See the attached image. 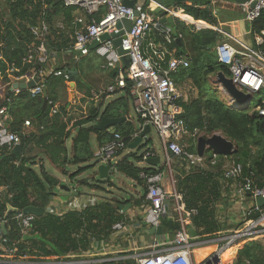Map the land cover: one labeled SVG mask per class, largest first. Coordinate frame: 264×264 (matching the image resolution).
I'll use <instances>...</instances> for the list:
<instances>
[{"label": "trees", "instance_id": "16d2710c", "mask_svg": "<svg viewBox=\"0 0 264 264\" xmlns=\"http://www.w3.org/2000/svg\"><path fill=\"white\" fill-rule=\"evenodd\" d=\"M174 6L181 8L195 21L200 20L210 26L216 25L210 3L198 6L177 1ZM76 11L75 7H65L62 0H0V81L8 84L10 78L18 79L27 73L41 71L43 65L37 61L34 51L42 39L36 38L31 29L42 22L47 23L50 29V35L45 38L47 50L68 53L73 45L72 23ZM99 19L95 16V20ZM188 20L191 21L190 18ZM60 24L68 30L66 33L57 28ZM162 26L170 28L173 36L179 38V42L175 40L171 46L175 50L174 57H182L188 61V67L178 69L171 75L172 79L176 85L189 81L197 91L196 97L186 101L180 99L177 102L182 110L178 118L190 133L198 131L205 136L219 133L237 149L231 157L217 156L214 165L210 164L211 152L205 151L209 156L204 168L190 167L183 158H174L179 167L178 174L174 176L175 190L182 195L186 209L196 210L185 230L192 243L207 241L226 233L231 227L218 219L222 210L218 206L227 201L223 191L227 192L225 186L232 183L224 177V161L230 159L241 165L242 174L254 178L258 186L264 181V116H260L255 110L256 107L264 109V91L251 95L252 100L257 101L254 107L249 104L247 107L243 105L235 108L229 97L220 92L218 82L211 79L220 72L230 77L228 69L218 63L215 53L216 45L222 41V36L211 29L195 31L193 27L185 26L174 17H170ZM251 27L254 33L264 31V8L260 16L251 22ZM153 38L157 44L163 43L159 34L153 33ZM254 48L264 60V41L258 46L254 45ZM85 59L82 58L78 64L73 63L71 67L81 77L84 74ZM89 64L90 71L95 69L102 74L107 73L112 83L117 79L118 68H108L98 57H94ZM80 78L75 81L76 90L86 89L85 98H92V89L84 86ZM64 82L62 78L50 75L42 83L48 94L47 103L59 102L60 90L66 88ZM125 83V88L115 93H121V96L107 103L100 102L98 105L92 102L86 117L75 121L70 129V119H64L65 104L59 105L58 113L51 116V107L46 105L43 109L41 99H30L25 90L19 91L17 95L6 94L3 105L8 107L12 118L9 130L19 135L20 151L13 153L12 148H0V217L6 221L4 238L16 244L17 257H26L27 261L33 263L49 262L51 259L64 260L69 255L90 251L93 242L110 236L115 224L126 223L123 213L120 212L130 201L124 202L123 199H115L116 202L112 205L100 204L87 207L81 212L71 211L63 215L47 211V206L55 195L53 190L62 183L51 176L43 164L38 163L44 157L62 176H68L66 167L80 166L93 158L90 149L91 136L95 137L98 147H101L111 141L112 133H118L128 147L137 132L129 119L113 129H94L101 117H128L129 101L133 103L134 97L130 94L132 83L128 80ZM100 98H105V95ZM28 118L33 119L34 132L26 133L21 130L22 123ZM68 139H71L69 150L66 146ZM149 142V139H144L136 150L148 151ZM126 150L127 148L124 151ZM186 150L196 153L194 144ZM124 151L118 153L116 158ZM142 154L129 152L110 168L111 172H119L143 188L144 193L135 202L136 206L148 204L144 200L145 183L139 175L155 174L164 170V166L152 168L147 164L138 167L135 163L140 164ZM84 169L79 167L70 178L78 177ZM100 183L92 184L91 188L104 190L102 184L113 186L108 178L100 180ZM80 184L88 182L82 181ZM249 203V200L244 202L245 206H249ZM30 206L42 208L44 213L39 217L34 216L31 228L22 233L13 219L16 212L9 211V207L20 212ZM261 209L264 210V207ZM240 216L243 225L245 220H256L259 213L251 212L245 217ZM160 226L168 241L181 229L175 218L163 217ZM196 250L205 252L206 248L203 246V249L199 247L194 251ZM235 250L236 247H232L222 253L224 264H264V234L245 241L236 252ZM132 255L133 252L122 253L119 257L126 258L94 264H136L134 259L127 258ZM205 255L203 259L211 254L207 255L206 251Z\"/></svg>", "mask_w": 264, "mask_h": 264}, {"label": "built area", "instance_id": "2783aa9c", "mask_svg": "<svg viewBox=\"0 0 264 264\" xmlns=\"http://www.w3.org/2000/svg\"><path fill=\"white\" fill-rule=\"evenodd\" d=\"M151 1V0H146ZM256 5L250 8V2L239 3L240 8L245 14V20L253 22L260 16L264 8V0H255ZM65 7H75L82 12V15L76 17L72 25L74 31L72 35L73 45L71 49L80 57L87 56L90 52L89 45L98 41L100 35L107 33L111 35L117 33L116 26L124 19L132 22L128 31L124 30L120 36V48L126 52L129 57V65L124 68L120 61V56L113 47L111 41L100 44L94 50L101 56L108 68H118V76L115 84L107 88V93L112 94L117 90L124 89L125 81L132 83L130 94L134 97V110L136 116L143 122L144 126L151 127L159 137L161 144L170 157L183 158L190 167L204 168L207 159L198 156L186 150V146L181 143L183 136L188 131L179 115L182 113L177 102L182 99L181 93L177 91V86L171 75L180 68H187L188 61L182 57L175 58L168 49L172 45L175 37L170 28L162 26L160 19L153 17L147 12L148 5L144 7H127L122 0H62ZM104 10V15L99 20H95L93 15L100 10ZM137 11L138 15L134 16ZM77 25V26H76ZM64 30L62 24L57 27ZM31 33L42 42L35 49L37 61L42 65L47 62L49 51L46 48L45 38L50 35L49 25L42 22L31 29ZM153 33L159 34L163 43H159L155 56L152 57L143 49L144 40ZM215 53L217 61L228 69L229 79L234 86L245 93L254 94L264 91V60L259 54L254 52H240L234 49L227 42H220L216 45ZM31 58V56H29ZM38 73L31 72L18 78L25 83H34V87L29 89V98L36 99L43 95L44 87L38 79ZM53 77H61L65 83L70 82V75L65 71H53ZM220 86V85H219ZM220 90L225 96L229 97L226 90L221 86ZM101 96H95L98 99ZM230 98V97H229ZM230 102H234L230 98ZM51 115L58 112L57 106L49 101ZM255 110L260 116H264V109L256 107ZM7 114L5 108H0V148H13L20 143L18 134L9 130L6 123ZM26 127L29 123L24 124ZM143 127V126H142ZM195 135L198 134L194 132ZM113 138L108 143L98 148L93 156L100 165H108L110 168L115 164L118 153L124 151L127 147L123 138L118 133H112ZM154 158L150 152L142 154L140 164L146 165V160ZM217 161V155L211 153L210 164L214 165ZM145 183V198L148 202L144 211L142 221L149 229L160 226V221L167 214L168 203H174V210L178 214V222L181 225L180 231L176 232L171 241L161 243L153 242L150 250L145 253H138L127 258L135 260L136 264H224L221 262L220 255L228 248L239 247L240 241L244 243L256 236L264 234V210L255 203L257 198L264 201V181L258 186L254 178L244 176L242 167L232 162L224 167V177L232 181L233 197L236 203L240 205L242 216H247L251 212L259 213L256 220H245L242 227L230 231L225 235L207 241L191 242L185 230L190 225L192 216L196 210L186 209L183 197L175 189H166L164 186L163 172L155 174L141 173L139 175ZM249 195V196H247ZM249 200V206L244 202ZM22 233L31 228L34 219L32 215H24L22 211L17 212L13 218ZM6 221L0 217V264H94L111 260L123 259L126 257L98 259L94 257L80 258L79 255L69 256L64 260H50L49 262L33 263L27 261L26 257H17L16 244L10 243L6 238L2 228ZM122 223L115 224L112 231L123 229ZM241 243V244H242ZM217 244V249L207 258L200 262H195L193 252L196 248ZM213 259L217 262L213 263Z\"/></svg>", "mask_w": 264, "mask_h": 264}, {"label": "crops", "instance_id": "0c3cea01", "mask_svg": "<svg viewBox=\"0 0 264 264\" xmlns=\"http://www.w3.org/2000/svg\"><path fill=\"white\" fill-rule=\"evenodd\" d=\"M182 3H184V2H182ZM184 4H186V3H184ZM146 5L150 6L152 9L157 7V5L155 3H153L152 1H150V2L146 1ZM186 5H189V4H186ZM193 5L201 6V4H193ZM210 7H211L212 15L216 19V25L215 26H210L207 23L200 21V20L195 21L192 17L185 14L181 8L176 7V6H173L171 11L165 9L164 6H161V9H163L167 12L166 23L170 17H174V18L178 19L179 21H181L185 26L193 27L195 31H200V30H204V29H211L213 31H216L217 33H219L222 36L221 42L229 43L234 49H236L240 52H254V53L258 54L257 51H255L254 45L258 46L264 41V31H261L260 33H254L253 32L252 27H251V23L245 20V14L242 11V9L240 8L239 3H235V2H232L229 0H211L210 1ZM81 15H82V12L80 10H77L74 14V20L76 17H79ZM103 15H104V10L102 9L98 13L93 15V18L95 19V16L101 18V17H103ZM188 18H190L191 21H189ZM72 27H74V26H72ZM62 31H64L66 33L68 30L64 29ZM175 40L179 41V38H177V39L175 38ZM158 46L159 45L156 43L155 38H153V34H150L143 42V49L146 50L149 53V55H151L152 57L155 56L154 54L158 50V48H157ZM171 46L172 45H169L168 49L170 51H172L170 53H172V55L174 56L175 50L172 49ZM90 54L93 55V58L98 57L99 60H102L105 62V60L101 56L96 54L95 50H90L89 54L87 56H84V57H80L72 49L70 51H68V53H64V52L57 53L56 51H50L49 50V57L47 59V62L45 64H43V68L41 69L40 74H38L39 81L42 83L45 82V80L48 78V76L51 75V73L53 71H57V70L65 71L70 75V82L69 83L64 82V85L66 88L60 90V95H61L60 100L63 98L65 92H69L70 88L72 87V88H74V91L76 93L75 98H74L75 99L74 102L76 100L77 101L83 100L85 102V105H87L89 103V100H90L92 102L95 101L94 103H96L98 99L97 98L95 99L94 97L95 96H102L103 97L104 95H105V98H103V99L101 98L102 99L101 103L104 101H108L110 99V95L115 94L118 91L121 92V90H122V89L117 90L112 94L107 93V88L109 86H112L115 84V81L112 83V81L110 79H109V82L99 84L101 90H100V88L97 89V88L93 87V89L91 90V93L93 94L92 98H87V99L85 98V95H86L85 90L86 89L84 91L76 90L75 81L78 80L81 76H79L78 72L73 70L71 67L73 66V63H75V64L80 63V60L82 58H88ZM0 59H1V57H0ZM67 65H69L68 68H67ZM102 66H103V63H102ZM60 67H63V68L60 69ZM88 67L89 66H85V68H84L85 73H87V74L93 73V72L97 73V71L95 69L90 71L88 69ZM71 71L76 72V80L74 81V83L71 81V74H70ZM101 75H107V73L106 74L101 73ZM56 78H61V77H56ZM80 79H81L82 83L84 84L82 77ZM14 83H25V82L22 81L21 79H12V78H10V83H8V84L0 81V108L6 109V114H7L6 123L9 127V129H10V122H11L12 118L8 113V107L4 106L3 102L5 101L4 98L6 97V94L11 93V94L17 95L19 93V91H22V90H14L12 88V85ZM84 86L91 88V83L90 84L88 83V85L84 84ZM96 86H98V84ZM176 86L179 89V91L182 90L181 87L187 86L188 90L191 92L190 96H188V95H186V93L181 91L183 101H186L192 97H196V95H197L196 89L194 88V86L189 81H186L182 84H178ZM25 91H27L29 93V89H27ZM39 98L41 99V103H42L43 102V95L40 97H37L34 100H37ZM47 100H48V94H47ZM133 102H134V100H133ZM105 103H107V102H105ZM71 104L72 105L75 104V103H72V99H69L68 102L67 101L65 102L66 114H65L64 119H67V118L70 119V124L68 126V129H70L74 123V122L72 123V118L69 115L70 110L72 108ZM55 105L59 109L60 103L57 102V103H55ZM133 110H134V104H133ZM134 113H135V110H134ZM51 116H53V115H51ZM135 116H136V113H135ZM126 119H129L137 129L136 134L132 137V141L135 137H137L145 129V127H149V126H144L143 122L137 116H136V119H137L136 125L133 123V120L130 119L129 116L127 118H125V120ZM138 120H140L141 122H139ZM26 122L29 123L28 127H26L24 125ZM111 129H113V128H111ZM149 129L151 130L152 128L149 127ZM21 130L23 132H26V133L34 132L35 127H34L33 119L28 118L27 120H25L21 125ZM194 132L198 133V131H194ZM194 132L190 133L188 131V134L182 137L181 143L183 145H185L186 141H187L186 138L193 139V144H194L195 150H196V141L198 138L197 137L198 134L195 135ZM147 134L144 136L141 143L144 142V139H146ZM73 135H74V131L72 132V136ZM160 143H161V141H160ZM70 145H71V139H68V141L66 142V146H67L68 150L70 149ZM161 146H162L161 147V155L163 157V160L161 159V157L158 156V154L154 151L153 148H148V151L144 150V152H150L151 154H153L154 158H156V157L159 158V160H160L159 166L160 167L164 166L163 174H164V186H165V188L166 189H175L174 176L176 174H178L179 167H177V164H175L174 158L170 157L168 155V153L165 151L162 144H161ZM186 149H187V147H186ZM128 151H130V150H128ZM47 162L53 167V165L48 160H47ZM206 165H205V167H206ZM143 166H147V165H143ZM67 172H68V176H63V178L65 180L61 179L62 184H66L67 182H73L74 181L75 184L77 185V184H80V182L85 181V180H79L78 179L79 176L74 178V179H71L70 176L73 173L69 172L68 170H67ZM58 180H60V179H58ZM91 185H92L91 183L83 184L82 186H88V188H86L85 191H80L77 188H73L71 191L69 189L64 188V187L61 188V189H65L64 195L55 194L47 206V211H49L50 213H53L55 215H63L65 213L71 212V211L81 212L82 210H84L87 207H95V206H98L100 204H111L112 205L116 202L115 199L117 197H119L120 200L123 199L124 202L130 201L129 203L125 204V205H129V207L126 209H122V211L120 212V213H123V218L126 222V223L122 224L123 229L120 231H112V233L110 234V236L107 239H104L102 241L93 242L91 244L90 251L82 252V253L78 254L79 255L78 257H80V258H88L91 256L94 258H99V259H102L103 257L118 258L119 255L123 253V251L121 250L122 249L121 245L119 243H116L115 242L116 240L113 239L114 237H117L118 235H121L123 237L125 236V238L127 239V241H126L127 246H131V245H133V243H131L128 240L130 239L132 232L137 231L138 235H147V236L150 235L148 233L149 228L146 227L142 221V217H143L144 211L146 210L147 205L136 206V204H135L137 199L139 197H141L144 192L142 191V194H136V195L127 194L125 197H123L121 194H115V193H112L111 191L106 190V193L108 195H106V194L105 195H97L95 189L91 188ZM225 188L228 189V191L226 192V190H224L223 196L225 198L229 199L230 201L233 200L234 204H235L234 207L238 206V208H239L238 211H240V205H239V203L235 202V199L233 197V194H234L233 190L234 189L232 187V184L229 186L226 185ZM144 200H145V202H147L146 198H144ZM225 201H226V199H225ZM223 206L224 205H219L218 207L222 208ZM163 217H167V218H171V219L175 218L178 221V214L174 210V203L173 202L168 203L167 214H165ZM159 237L161 238V241L158 240ZM141 239L143 240V237H141ZM156 241H159L160 244L166 243L168 241V237H167V235H164V234H162L161 236L154 235L153 242H156ZM168 243H169V241H168ZM134 254H138V253H134ZM75 255H77V254L69 255V258L71 259ZM193 257H194V261L197 262L195 260L194 252H193ZM202 259H200L198 262L202 261Z\"/></svg>", "mask_w": 264, "mask_h": 264}, {"label": "rangeland", "instance_id": "374dc122", "mask_svg": "<svg viewBox=\"0 0 264 264\" xmlns=\"http://www.w3.org/2000/svg\"><path fill=\"white\" fill-rule=\"evenodd\" d=\"M93 59V55L90 54L88 58H86L84 60V65L85 66H89V62ZM104 74V73H103ZM82 79L84 81L85 85H88V83H91V89L97 88L99 89L100 83H106L109 82V78L107 75H101L100 72L97 71L93 72V73H85L82 75ZM212 80L216 79V78H211ZM98 84V86H96ZM220 87V86H219ZM182 90L179 91V89L177 88V91L179 93H181V91H183L184 93H186V95L190 96L191 92L188 90L187 86L181 87ZM101 90V88H100ZM220 90V88H219ZM96 91V90H95ZM220 92L224 95V93L220 90ZM75 91L74 88H70L69 92H65L63 98L59 101L60 105L65 104V102L69 101V99H72V103H75L74 105L71 104L72 108L70 110V117L72 118V123L75 121H79L80 119L86 117V114L88 112V106L90 104H92V101L89 100V103L87 105H85V102L83 100L80 101H75L74 102V98H75ZM226 95V94H225ZM224 95V96H225ZM121 96V93L119 94H112L110 95V99L108 101H104V102H110L114 99H116L117 97ZM227 97V96H226ZM102 101L101 98H98L97 102L95 103V105H98L100 102ZM95 102V101H94ZM255 105H257V101L256 100H252L251 102V106L254 107ZM128 116L130 117V119L133 120V123L136 125L137 124V119L133 110V103L132 101H129V108H128ZM214 134H218L219 133H214ZM213 135V134H212ZM211 136V135H210ZM210 136H205L202 132L198 133L197 137H203V138H208ZM146 139H149L150 142L148 143L147 148H153L154 151L158 154L159 157H161V159L163 160V157L161 155V143L159 140V137L157 136L156 132L151 129L150 132L147 134ZM186 147H189L190 145L193 144V139L190 138H186ZM90 149L93 155H95L98 151V145L96 143V140L94 138V136H91L90 139ZM145 149H141L140 151L138 150H134L131 151L133 153H136L137 155H141L144 152ZM130 151L126 150L122 153L121 156L117 157L115 159V162L118 161L120 158H122L123 156L127 155ZM211 154V153H210ZM209 156V153L206 152L204 153V157L205 159H207V157ZM41 161V162H40ZM38 163H41L44 165L46 171L53 176L56 179H60L59 181L61 182V179H64L63 176L61 175L60 171L58 169H56L54 166L52 167L47 160L43 157L42 160H39ZM232 163V161L230 159L225 160L224 161V167L230 165ZM138 167H142V164L139 163H135ZM100 165V163L98 162L97 159H95L94 157L88 161L85 164H82L80 166H68L66 167V170H68L71 173H74L78 170V168H85L84 170H82L83 172L79 175V180H85L88 183L91 184H101L99 177H98V173H97V167ZM109 181L112 183V187H108L105 184H102V187L104 188V190H95L97 195H108L106 193L107 191H111L112 193L115 194H121L123 197H125L127 194L129 195H136V194H142V187L140 185H138L136 182H134L133 180L127 178L126 176H124L123 174L116 172V171H110V174L108 176ZM65 180V179H64ZM67 180V179H66ZM62 183V182H61ZM83 184H75V182H67L66 184H62L60 187H57L56 189L53 190V192L55 194L58 195H64L65 193V189H61V187H64L66 189H69L70 191L73 188H77L80 191H85L86 188H88V186H82ZM229 185V184H228ZM231 185V184H230ZM115 187V188H114ZM230 196V195H229ZM226 203L224 204V206L220 209V212L218 214V219L220 220V222L222 223H226L227 225H231L230 229H228L225 233V235L227 234V232L230 231H234L240 227H242V217L240 215L241 211H238V206L234 207V201L233 200H229L226 198ZM237 209V210H236ZM141 237H143V240L141 239ZM113 239H115L116 243H119L122 247V251L123 253H128V252H133V253H145L148 250L151 249L152 245H153V239H154V235H138L137 231H134L131 233L130 239L128 241H130L131 243H133V245L131 246H127V239L125 238V236H121L118 235L117 237H114ZM159 241H161V238L159 237L158 239ZM242 242L240 241V245ZM206 248L207 251V255L212 254L216 251L217 249V244H209L208 246H204ZM203 249V247H201ZM238 249V247H236V250ZM235 250V252H236ZM125 251V252H124ZM194 255L196 257L197 262L202 259L204 256L206 255H202L201 251H194Z\"/></svg>", "mask_w": 264, "mask_h": 264}, {"label": "water", "instance_id": "95a60500", "mask_svg": "<svg viewBox=\"0 0 264 264\" xmlns=\"http://www.w3.org/2000/svg\"><path fill=\"white\" fill-rule=\"evenodd\" d=\"M153 3L157 5L156 8L152 9L150 6L147 9V12L152 15L153 17H157L160 19L161 24H166V17H167V12L163 9H161V6H164L165 9L171 11V9L174 6V3L179 1V2H184L189 5L193 4H201V5H206L207 3H210L211 0H151ZM235 3H242V2H250V8H254L256 5L255 0H229ZM122 3L124 6L133 8V7H144L146 5L145 0H122ZM138 13L137 11L134 12V16H137ZM132 22L130 20L124 19L121 23H118L116 26L117 33H113L111 35H108L107 33H104L100 35L98 38V41H94L89 45L90 50H94L96 47H98L100 44H103L107 41H111L113 47L116 49L117 54L120 56V61L121 64L124 68H127L129 65V57L126 55V52L122 51L120 48V41L121 38L120 36L123 34L124 30L128 31L130 29ZM179 42V41H177ZM71 74V81L74 83L76 80V72H70ZM215 80L218 82V84L226 90L228 96L231 98V100L234 102L235 108H238L240 106H248L252 102V97L251 94L242 92L238 90L231 79L228 77L224 76L221 72L217 73L215 76ZM34 87V83H14L12 85V88L14 90H27ZM47 105V92L46 90L43 91V102H42V107L43 109ZM125 120L124 117L122 118H107V117H101L97 123L94 125V129L97 131H102V130H108L111 128H114L116 125L120 124ZM150 129L149 127H145V129L133 139V141L128 145L127 149L130 151H134L137 149V147L141 144L144 136L149 133ZM236 147L235 145L223 138L221 135L218 134H213L208 138H203V137H198L196 141V153L198 156H203L205 151H209L217 156H222V157H231L235 152H236ZM20 151V146L16 145L12 148V152H19ZM160 160L159 158H150L146 160V164L149 167L156 168L159 166ZM97 173L99 180H106L110 174V167L108 165H99L97 167ZM63 188V187H61ZM117 201L120 200L119 197L116 198ZM255 203L258 207L262 208L264 207V201L261 198H257L255 200ZM129 205H125L123 209L128 208ZM14 210V212H18L15 209H12L9 207V211ZM22 213L24 215H32L35 217H39L44 213V210L42 208L38 207H27L22 210ZM3 233H5V228H2ZM148 233L150 235H157L161 236L162 235V227L158 226L157 228H150L148 230ZM217 260L213 259V263H216Z\"/></svg>", "mask_w": 264, "mask_h": 264}, {"label": "bare ground", "instance_id": "6f19581e", "mask_svg": "<svg viewBox=\"0 0 264 264\" xmlns=\"http://www.w3.org/2000/svg\"><path fill=\"white\" fill-rule=\"evenodd\" d=\"M205 253H206V251H205V252H204V251H201V254H202V255H205ZM221 256H222V254L220 255V259H221V262H222V257H221ZM195 260H196V257H195ZM196 261H197V260H196Z\"/></svg>", "mask_w": 264, "mask_h": 264}]
</instances>
